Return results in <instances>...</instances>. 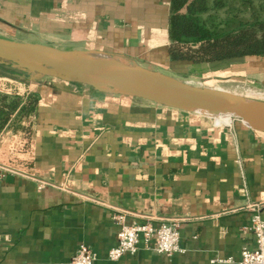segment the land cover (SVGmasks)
I'll use <instances>...</instances> for the list:
<instances>
[{"label": "crops", "instance_id": "crops-1", "mask_svg": "<svg viewBox=\"0 0 264 264\" xmlns=\"http://www.w3.org/2000/svg\"><path fill=\"white\" fill-rule=\"evenodd\" d=\"M209 1V0H208ZM214 2V0H210ZM171 0H0V38L110 56L177 80L199 69L264 87V63L173 61ZM264 59V58H263ZM0 264H237L255 249L251 203L263 204L264 133L141 98L0 63ZM126 222L180 225L183 252L145 248L112 262Z\"/></svg>", "mask_w": 264, "mask_h": 264}, {"label": "water", "instance_id": "water-1", "mask_svg": "<svg viewBox=\"0 0 264 264\" xmlns=\"http://www.w3.org/2000/svg\"><path fill=\"white\" fill-rule=\"evenodd\" d=\"M88 54L91 53L0 38V63L16 69L183 111L241 120L249 128L264 133V102L192 85L110 56L106 60H90Z\"/></svg>", "mask_w": 264, "mask_h": 264}, {"label": "trees", "instance_id": "trees-1", "mask_svg": "<svg viewBox=\"0 0 264 264\" xmlns=\"http://www.w3.org/2000/svg\"><path fill=\"white\" fill-rule=\"evenodd\" d=\"M253 1L239 6L250 9ZM237 7V6H236ZM225 0H171L169 54L173 61L209 64L242 58H264V19L241 17ZM224 11V17L220 15Z\"/></svg>", "mask_w": 264, "mask_h": 264}, {"label": "built area", "instance_id": "built-area-1", "mask_svg": "<svg viewBox=\"0 0 264 264\" xmlns=\"http://www.w3.org/2000/svg\"><path fill=\"white\" fill-rule=\"evenodd\" d=\"M10 169L0 165V187L5 174ZM263 204L251 203L245 209L250 211L251 222L248 231L253 235L256 247L253 250L244 248L241 252V259L237 264H264V220L261 211ZM125 213H117L113 219L120 227L117 244L107 255V259L112 262L121 260L125 255H136L140 251V244L143 242L145 248L155 253L172 257L183 252L180 246V225L178 223L165 222L159 227H155L151 222L127 223ZM98 260L97 254L85 245H81L74 257L68 264H95ZM224 264H232V260H216Z\"/></svg>", "mask_w": 264, "mask_h": 264}, {"label": "rangeland", "instance_id": "rangeland-1", "mask_svg": "<svg viewBox=\"0 0 264 264\" xmlns=\"http://www.w3.org/2000/svg\"><path fill=\"white\" fill-rule=\"evenodd\" d=\"M225 1L227 2L230 8L231 7L235 8L237 6L236 9L237 10L239 9L241 11L240 15L245 20L251 19L253 14L259 16L260 19H264V2L253 1L254 8L251 7L250 9H248V7L242 8V6H239V3H242L241 2L242 0H225ZM208 2H209V6L212 7L214 2L210 0ZM219 13L222 17L225 16L224 11H220ZM247 60H248L247 62L252 67L264 63L263 58H249ZM234 74L235 72L229 74V71L227 70L226 71H222L220 69L212 70L209 68V70L207 71V69H199L193 72L191 76L188 77V80L195 81L197 85L201 87L211 88L230 94H235L239 97H243L253 101L264 102V97H263L264 95H262L264 94L263 86L257 85L249 80H244L243 77H238ZM250 93H252L253 95H251Z\"/></svg>", "mask_w": 264, "mask_h": 264}, {"label": "bare ground", "instance_id": "bare-ground-1", "mask_svg": "<svg viewBox=\"0 0 264 264\" xmlns=\"http://www.w3.org/2000/svg\"><path fill=\"white\" fill-rule=\"evenodd\" d=\"M87 59H90V60H94V61H101V60H106L107 59V56L105 55H101V54H95V53H91V54H88L86 55ZM247 91V90H246ZM229 92V91H228ZM251 92V91H250ZM255 92V91H254ZM244 93V92H243ZM257 93V92H256ZM251 95H253L252 93H250ZM248 95V93H247ZM255 95V93H254ZM257 95V94H256ZM264 95V94H262ZM255 97V96H253ZM258 97V96H257ZM260 97V96H259ZM262 97V96H261ZM264 97V96H263ZM263 102V101H262ZM225 119H229L227 117H225Z\"/></svg>", "mask_w": 264, "mask_h": 264}]
</instances>
